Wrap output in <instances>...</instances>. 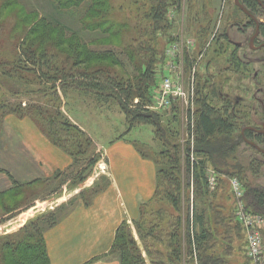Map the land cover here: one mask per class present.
Here are the masks:
<instances>
[{"label":"trees","instance_id":"1","mask_svg":"<svg viewBox=\"0 0 264 264\" xmlns=\"http://www.w3.org/2000/svg\"><path fill=\"white\" fill-rule=\"evenodd\" d=\"M0 1L2 2L0 14L3 16L6 12L8 14L4 18V21L7 20L6 22L9 23V25L7 23V36L14 39L15 45V50L8 54L3 55L0 51V68H3L4 74L10 76L17 74V77L24 79L25 84L32 80L38 82L40 88L44 87V96L50 97L52 102V105L45 106L39 101L29 100L24 104L22 100H11L10 95L16 96L21 92L11 89L8 96L0 98V138L4 131L6 115L13 113L22 118L30 117L52 143L61 147L73 158L72 164L58 171L54 178L60 180V185L70 180L77 184L89 177V172L85 174L83 169H91L96 164L97 158L93 153L95 148L90 136L62 113L59 88L64 92L74 89L94 93L100 102L115 100L125 112L130 127L152 124L156 136L163 140L162 152H167L165 159L163 158L162 161L160 158H154L158 167V186H162L165 196L175 208L179 209L181 201L179 172L182 157L180 144L176 143L165 149L168 146L167 137L166 140L164 139L167 132L162 127L159 116L145 107L149 99L147 94L156 79L158 80L159 73H162L165 59L164 53L158 52L154 45L153 35L160 30H166L168 6L177 0H152L150 9L142 13L148 23L142 21L138 24L140 36L131 41L138 46L122 42L120 48L110 50L92 48L82 34L90 29L88 27L94 26V30L100 34L112 32L113 37L119 36L120 27L123 26L106 20V14L100 12V17L93 16L94 22L91 24L84 21L89 16L90 8L104 0H51L52 6L60 13L59 16L53 17L42 16L36 9H28L19 0ZM64 13L65 15L80 14L83 20L78 22L80 24L78 30H73L67 18L61 15ZM52 34L56 35V38ZM206 34L205 41L208 36V33ZM70 39L74 42H65ZM205 44L206 42L203 45ZM233 54L232 61L238 66L240 59L237 50H234ZM107 59L113 66H118L123 71H114L111 65L90 66L93 60ZM196 90L195 99L198 107L195 112H190L189 116V131L195 140V145L192 148L189 144L186 148V170L189 181H192L196 187V196L200 198L208 194L206 165L211 162L219 173L226 172L228 175L239 177L245 183L249 208L255 213L261 212L264 210V187L255 183L254 179L251 181L248 174L254 175L255 178L259 177L264 168V160L259 156L260 152L247 142L248 139L258 143L260 137H255L249 131L246 139L240 133L239 130L245 123L239 122L238 115L242 114V111H239L238 106L227 100L224 107H218L210 103L202 92L200 93L198 83ZM47 101L49 102V99ZM248 115L246 118H249ZM262 143L264 144V135H262ZM243 144L255 152L241 156L239 148ZM137 146L144 156H149L140 144ZM262 156L264 157V154ZM48 180L45 179V182ZM219 180L224 181L221 176ZM15 182L14 188L0 192V218L11 216L17 210L25 208L22 206L29 205L34 200H31V197L36 196L32 190L24 192V187L27 184L33 185V182L37 181ZM104 188L105 185H96L89 194L82 195L85 204H89ZM74 203L73 200L69 201V205ZM141 206L143 207L144 203ZM141 206L140 213H142ZM64 209L63 205L56 210H48L17 230L0 233V264H8V262L21 264L20 261L27 259H32L31 264H49L45 233L60 221ZM212 211L215 226L210 225L205 210L199 211V208H196L194 211L193 207L189 210L186 252L193 258L189 264H195L194 257L198 258V264H225V260L212 251L211 241L214 231L230 229V225L241 229L247 236L246 230L235 218L234 205L229 208L227 217L216 210L214 205ZM169 237L173 251L169 256L167 255L168 262L182 263L184 254L182 234L172 230ZM105 256L117 257L121 264H144L125 221L119 225L113 245ZM245 258L250 264L247 249Z\"/></svg>","mask_w":264,"mask_h":264},{"label":"rangeland","instance_id":"2","mask_svg":"<svg viewBox=\"0 0 264 264\" xmlns=\"http://www.w3.org/2000/svg\"><path fill=\"white\" fill-rule=\"evenodd\" d=\"M19 1L28 9H36L42 16L50 15L53 17L60 15L52 6L51 0ZM151 2L153 1L104 0V2H97L95 6L90 8L89 16L84 19L85 22L90 24L93 23L94 19H92V17H100L99 13L101 12L107 15L106 20L117 22L123 27H120L118 37H113L112 32L100 34L94 30V26L88 27L90 29L82 33L85 41L96 50L118 49L121 47L122 42L123 44L131 43L133 46L137 47L138 44L131 41L135 37L140 36L138 24L145 21L142 13L150 9ZM1 3L0 1V5H2ZM7 15V12L4 16L0 14V51L3 55L15 50L14 39H10L11 37L7 36V26L9 23L6 22L7 20L4 21ZM61 15L64 16L65 19L67 18L73 30L79 29L80 24H78V22L83 20L80 14L65 15L64 13ZM237 19L244 20L245 14L236 6L235 0H177L169 4L166 12L168 27L166 30H160L154 33L153 43L158 49V52H163L164 55H166L169 45L177 43L182 38L186 40V42L187 39H194V46L190 53L186 52L182 54L181 61H183L184 75L188 78L194 71L195 81L199 84L200 93L202 92V95L206 97L210 103L218 107H224L227 100L231 103H233V99L241 100L240 104L235 102L239 111H242V114L238 115L240 119L239 122L245 124L255 123L257 125V111L260 104L259 98L264 97V62L262 61L264 60L262 58L264 50L261 49L257 52L251 51L245 39L246 34H243L242 31H236L238 26L231 25V23L235 22ZM145 23L148 22L145 21ZM229 28L233 40L244 42V46L237 52V55L243 57L245 54H249L250 57H247L248 60H251L249 67H232L230 59L232 58V53L235 48L224 39L223 36L226 31H229ZM206 33H208V36L205 41L204 36ZM55 34L57 33L55 32ZM52 36L56 38V35L52 34ZM73 39L65 42H74ZM205 42L206 44L203 45ZM222 45L223 47H221ZM225 47L226 49H224ZM202 52H204L203 56L199 59ZM177 63H179V60ZM92 65H111L114 71H123L122 68L113 66L109 59L104 61L93 60L90 62V66ZM193 66L196 67V70H193ZM229 67H231V69ZM163 76L164 74L160 72L158 80L156 79V82L150 88L147 94L149 99L145 107L159 116L162 127L167 132L164 139L166 140L167 137L168 146H166L165 149L170 148L173 144H180L182 154L179 172L181 182L180 208H175L168 197L165 196L162 186H158V173H156L157 183L153 196L148 200L140 202L138 215L134 219L131 221L126 219L124 221L127 223L134 237L135 244L138 246V251L143 258L144 264H189L190 260L193 259L191 255L186 252L188 245L187 228L189 210L191 207L194 208V211L196 208H199V211L205 210L211 222L210 225L212 224L214 226L213 205L216 210L227 217L229 208L234 205V197L231 193L229 180L235 175H228L226 172L221 174L211 162H208L206 165L207 178L215 175L218 182L215 186H211V184L208 183L209 189L206 196L203 195L200 198L196 196V187L192 181H189L186 170V148L187 145H191L192 140L188 124L190 110H186L185 107H173L171 109L160 107L158 97L161 91L160 83ZM40 87L41 85L34 80L25 84L24 79L17 77V74L13 76L4 74L3 68H0V98L5 95L8 96L11 93V89H17L21 92L16 96L10 95L11 100H22L24 104L25 101L32 100L34 102H42L45 106L52 105L50 97L44 96L43 94L44 87ZM215 90L221 91L224 96L219 97L215 94ZM59 95L62 113L72 122L78 124L88 136H90L95 148L93 153L97 158L96 164L91 169H83V173L88 174L89 172L88 178L77 184H74L72 180L64 183L68 190L76 189L83 186V184L84 186L85 184L88 185L85 187L83 186V190H81L78 195L72 197L71 200L78 201V199L82 198V195L89 194L92 187L96 185H105L103 191L109 187V178L99 174L100 168L103 167L100 166V163L106 164L109 162L107 150L113 148L120 140H123L128 146H133L144 158L152 160L155 163V169L158 171L154 158H160L163 161L167 152H162L164 150L163 140L160 139L158 135L156 136L152 124H138L130 127L126 114L117 101L108 100L106 102H100L94 93L74 89H69L64 92L59 88ZM47 99H49V102ZM194 105L196 111L198 107L196 99ZM244 113H248L249 118H244ZM6 117L4 119V129L6 127ZM2 135H4V131ZM3 140L4 138H0L1 143ZM138 144L141 145L149 156H144L141 153L137 146ZM239 151L241 156L250 155L255 152V150H252L246 146V144H243L241 148H239ZM259 156L264 160L261 154ZM248 175L251 181L254 179L255 183L264 187V168L262 169L261 175L257 178L250 173ZM219 176H221L225 182H220ZM95 179L98 180L94 183ZM92 181L93 183L91 184ZM54 184L56 183L54 182ZM58 184V186L61 187L60 180ZM58 186L53 188L52 183L36 186L27 184L24 187L25 189L23 188L25 190L24 192L32 190L36 194V196L31 197V200H34L29 203V205L22 206L25 208L17 210L13 215H6L7 217L3 216L4 218H0V233H7L8 229L17 230L38 215L52 210L51 207L55 205H52V202L48 203V201H51L53 197L58 195L57 193L52 195ZM157 187L158 190L156 191ZM63 191L64 189L61 187L58 193L61 194ZM38 199L39 202H36ZM246 200H248L247 197ZM143 203L144 206L142 207L141 205ZM140 206L142 207V213H140ZM263 211L264 210L258 213L264 216ZM177 224H179L178 227ZM229 227L230 229H220V232L214 231L215 233L211 241L212 251H215V253L219 255V258L224 259L225 264H249L246 262L245 258L247 236L243 234L241 229L239 230L230 225ZM172 230L182 234L181 238L184 249L182 263L168 262V256L173 251L169 237V233H171ZM194 259L195 264H198V258L194 257ZM20 262L21 264H31L32 259ZM8 264L12 263L8 262Z\"/></svg>","mask_w":264,"mask_h":264},{"label":"crops","instance_id":"3","mask_svg":"<svg viewBox=\"0 0 264 264\" xmlns=\"http://www.w3.org/2000/svg\"><path fill=\"white\" fill-rule=\"evenodd\" d=\"M2 136L0 192L14 188L15 181H37L33 186L52 183L56 188L59 179L54 178L55 174L73 162L72 156L52 143L29 117L7 115ZM107 152L109 162L100 163L103 167L99 174L109 178V187L94 196L89 204L81 198L69 205L84 184L73 190L62 184L64 191L59 194L61 187L58 186L52 194L58 195L48 201L55 205L52 210L65 206L60 221L45 233L49 264H121L117 257L105 255L113 245L119 225L126 219H134L140 202L153 196L157 170L152 160L141 156L123 140ZM45 179L49 180L45 182Z\"/></svg>","mask_w":264,"mask_h":264},{"label":"built area","instance_id":"4","mask_svg":"<svg viewBox=\"0 0 264 264\" xmlns=\"http://www.w3.org/2000/svg\"><path fill=\"white\" fill-rule=\"evenodd\" d=\"M194 39L184 40L183 38L169 45L165 55L161 78L160 95L158 97L160 107L171 109L173 107L184 108L195 112L196 81L195 73L188 78L184 75L182 54L192 50ZM203 53L200 55L202 58ZM179 60V63L177 61ZM196 70V67H192ZM189 124V117H188ZM191 147H194V139L191 137ZM208 183L211 186L217 184V177L209 176ZM231 193L234 197V213L236 220L246 230L247 235V256L250 264H264V216L253 212L246 200V188L244 183L236 176L229 180Z\"/></svg>","mask_w":264,"mask_h":264},{"label":"flooded vegetation","instance_id":"5","mask_svg":"<svg viewBox=\"0 0 264 264\" xmlns=\"http://www.w3.org/2000/svg\"><path fill=\"white\" fill-rule=\"evenodd\" d=\"M236 6L239 7V10H241L245 14L244 20H235V22H232V26H238L236 31H242L243 34H246L245 39L247 40V43L249 44V47L251 48L252 52H257L259 50H264V0H239V3H236ZM224 39H226L234 48L235 50H239L244 46V42L233 40L231 38L230 34V28L229 31L225 32L223 35ZM234 53V52H233ZM232 53V58L230 59V63L232 64V67H237L235 62L232 61L234 54ZM238 54V53H237ZM240 59V63L238 67H249V64L251 63V60L247 59L249 58V54H245L243 57L240 55H237ZM246 58V60H245ZM262 58L264 59V54L262 55ZM264 62V60H262ZM229 65V64H228ZM230 66V65H229ZM231 69V67H229ZM215 94H217L219 97H223L224 94L220 91L215 90ZM260 104L258 108V124H244L240 128V133L243 135V137L246 138L247 132H252V134L256 137L259 136V142L257 143L261 148H264V144L262 143V135H264V97L259 98ZM241 103V100L239 99H233V104ZM236 105V104H235ZM237 106V105H236ZM248 114V113H247ZM247 114L244 113V118L247 117ZM249 127H253V129H250ZM247 139V138H246ZM253 141V140H251ZM250 145V144H249ZM252 146V145H251ZM254 147V146H253ZM255 148V147H254ZM256 149V148H255ZM258 150V149H257ZM260 154H264L262 151L258 150Z\"/></svg>","mask_w":264,"mask_h":264},{"label":"water","instance_id":"6","mask_svg":"<svg viewBox=\"0 0 264 264\" xmlns=\"http://www.w3.org/2000/svg\"><path fill=\"white\" fill-rule=\"evenodd\" d=\"M236 3H239V0H236ZM249 128H250V129H253V127H249ZM247 142H248L250 145L254 146L256 149H258V150H260V151H262V152L264 153V148H261L256 142L251 141V140H248V139H247Z\"/></svg>","mask_w":264,"mask_h":264}]
</instances>
